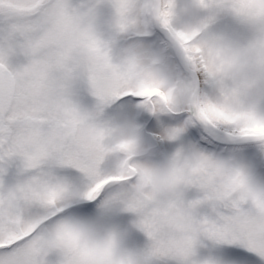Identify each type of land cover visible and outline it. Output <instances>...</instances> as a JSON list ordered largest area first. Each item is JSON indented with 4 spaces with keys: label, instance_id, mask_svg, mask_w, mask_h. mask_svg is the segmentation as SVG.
Here are the masks:
<instances>
[{
    "label": "snow or ice",
    "instance_id": "obj_1",
    "mask_svg": "<svg viewBox=\"0 0 264 264\" xmlns=\"http://www.w3.org/2000/svg\"><path fill=\"white\" fill-rule=\"evenodd\" d=\"M0 264H264V0H0Z\"/></svg>",
    "mask_w": 264,
    "mask_h": 264
}]
</instances>
